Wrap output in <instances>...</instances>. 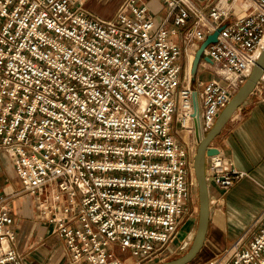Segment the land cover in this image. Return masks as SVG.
I'll return each mask as SVG.
<instances>
[{
	"label": "built area",
	"instance_id": "obj_1",
	"mask_svg": "<svg viewBox=\"0 0 264 264\" xmlns=\"http://www.w3.org/2000/svg\"><path fill=\"white\" fill-rule=\"evenodd\" d=\"M162 1L157 22L142 0L112 18L76 0H0V154L63 238L67 264L168 253L195 183L180 134H205L263 48L264 0ZM222 24L199 63L211 75L192 82L195 43ZM243 175L220 151L207 156V181L223 190ZM263 217L207 264H264V220L253 231ZM12 224L0 191V264H23Z\"/></svg>",
	"mask_w": 264,
	"mask_h": 264
},
{
	"label": "crops",
	"instance_id": "obj_2",
	"mask_svg": "<svg viewBox=\"0 0 264 264\" xmlns=\"http://www.w3.org/2000/svg\"><path fill=\"white\" fill-rule=\"evenodd\" d=\"M76 1L101 17L112 18L123 0ZM142 1L157 22L165 17L166 7L162 0ZM212 1L193 0L202 10H208ZM167 24L171 25V22ZM175 39L182 45L181 36H175ZM197 46L195 43V49ZM193 47L194 44L188 49ZM202 72V66H199L196 78L206 79L200 76ZM211 145L231 158L236 169L244 171V175L226 190L208 182L209 215L199 252L207 246L213 257L247 230L264 209V76L214 137ZM0 191L7 197L13 216L14 245L22 255L23 264H67L63 238L53 232L51 224L37 215L34 194L24 190L12 162L4 153L0 154ZM263 220L264 217L253 231Z\"/></svg>",
	"mask_w": 264,
	"mask_h": 264
},
{
	"label": "water",
	"instance_id": "obj_3",
	"mask_svg": "<svg viewBox=\"0 0 264 264\" xmlns=\"http://www.w3.org/2000/svg\"><path fill=\"white\" fill-rule=\"evenodd\" d=\"M223 26L224 24L218 26L215 30L208 33L205 38L199 42V45L195 49L190 64V79L192 82H194L196 79V74L201 58H203L207 62H211L210 57L206 54L202 55V52L209 43L216 41L217 33ZM263 73L264 45L251 72L249 73L245 81L240 85V87L232 94L226 105L221 109L215 119L214 124L202 136L199 135L198 128H196L198 144L195 153L193 154L192 163L197 182L199 209L195 232L193 234L189 247L183 253L170 259L159 261L156 264H186L190 262L201 249L205 238L209 215L206 157L219 152V149L217 147L211 145V141L221 131L222 127L231 118L241 102L245 100L249 93L254 89L257 82L261 79ZM193 108L194 115H198L195 93H193Z\"/></svg>",
	"mask_w": 264,
	"mask_h": 264
},
{
	"label": "rangeland",
	"instance_id": "obj_4",
	"mask_svg": "<svg viewBox=\"0 0 264 264\" xmlns=\"http://www.w3.org/2000/svg\"><path fill=\"white\" fill-rule=\"evenodd\" d=\"M211 68L212 67L209 64L203 65L202 71L204 72H202L200 76L204 78L210 76L211 74H209V72L211 71ZM180 137L183 140H187L189 147L191 148V153L194 154L198 144V139L195 138L192 134L186 135L184 132H181ZM191 172H192L191 173L192 180H194L195 183L192 185V195H191L192 211L190 215L185 219V222L182 225L180 232L177 234L174 241L171 242L168 253L165 254L164 256H161L160 259L154 258L152 260L145 262L144 264H156L159 261L170 259L172 257L180 255L189 247L192 240L191 237H193L192 234H194L195 232L197 217H198V209H199L197 182L193 168ZM211 255H213V253L210 251V249L207 246H204L203 249L195 257V259H193L189 264H207L211 259H214L217 256L214 255L213 257H211Z\"/></svg>",
	"mask_w": 264,
	"mask_h": 264
},
{
	"label": "bare ground",
	"instance_id": "obj_5",
	"mask_svg": "<svg viewBox=\"0 0 264 264\" xmlns=\"http://www.w3.org/2000/svg\"><path fill=\"white\" fill-rule=\"evenodd\" d=\"M263 39H264V38H263ZM190 59H192V58H191V56H189V60H190ZM200 135L202 136V134H201V133H200ZM192 236H193V234H192ZM191 239H192V237H191Z\"/></svg>",
	"mask_w": 264,
	"mask_h": 264
}]
</instances>
